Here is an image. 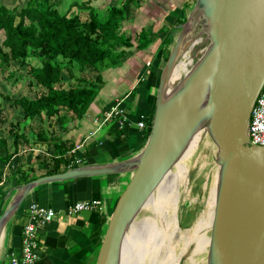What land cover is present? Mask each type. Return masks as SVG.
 Masks as SVG:
<instances>
[{
    "label": "water",
    "instance_id": "1",
    "mask_svg": "<svg viewBox=\"0 0 264 264\" xmlns=\"http://www.w3.org/2000/svg\"><path fill=\"white\" fill-rule=\"evenodd\" d=\"M176 30L145 146L122 160L79 165L16 186L0 215V239L37 186L129 173L95 263L122 264L137 216L194 138L204 134L217 147L218 165L206 264H264V145L251 144L249 134L264 87V0H196ZM183 60L191 63L175 77Z\"/></svg>",
    "mask_w": 264,
    "mask_h": 264
},
{
    "label": "crops",
    "instance_id": "2",
    "mask_svg": "<svg viewBox=\"0 0 264 264\" xmlns=\"http://www.w3.org/2000/svg\"><path fill=\"white\" fill-rule=\"evenodd\" d=\"M72 1L67 0L66 5ZM122 1L91 0L90 4L106 9ZM195 1L134 0L127 9L122 31L132 37L133 46L125 47V56L119 64L102 71L103 86L82 119L70 120L64 128L60 124L50 127L55 135L72 144L66 156L71 157L70 168L122 160L145 146L149 133L143 129L154 117L160 76L179 33L175 27L187 18ZM82 15L85 18L88 12ZM142 30L147 32L150 42L139 48L137 36ZM1 92L18 95L15 90ZM119 98H126L124 116L101 125L103 112ZM142 116L146 124L143 129L138 127ZM17 119L24 121L25 131L31 135L42 126L38 119L27 122L20 108L0 96V137L8 138V151H13V136H9L8 129L11 121ZM33 142L32 138L30 143H20L10 161L0 160V215L16 193L14 188L18 184L13 172L18 165L27 167L32 163L36 174L45 172V168H40L41 161L50 155L52 146ZM6 153L5 148H0V155ZM129 178V173L109 174L44 183L34 188L4 229L0 264H12V257L21 254L24 227L30 220L28 207L33 202L57 211L55 218L38 234L41 251L33 264H95L110 216ZM88 199L100 200L101 206L74 215L65 212L70 203Z\"/></svg>",
    "mask_w": 264,
    "mask_h": 264
},
{
    "label": "trees",
    "instance_id": "3",
    "mask_svg": "<svg viewBox=\"0 0 264 264\" xmlns=\"http://www.w3.org/2000/svg\"><path fill=\"white\" fill-rule=\"evenodd\" d=\"M90 2L73 0L67 6V0H25L21 6H8L0 0L2 77L13 85L27 79L28 86L38 90L33 96L1 91L0 96L20 108L27 122L38 119L42 124L31 135L25 131L23 120H12L8 131L13 136V151H8V138L0 137V148L7 150L0 160L10 161L20 143H30L33 138L35 144L52 146L42 175L72 166L71 157L66 158L72 144L50 127L60 124L64 128L70 120L82 119L103 86L102 71L119 64L125 47L133 46L132 37L122 31V23L134 0H123L106 9L95 8ZM85 11L88 15L84 18ZM137 38L139 48L150 42L145 30ZM88 70H92V76ZM35 171L32 163L18 165L13 176L21 185L42 176Z\"/></svg>",
    "mask_w": 264,
    "mask_h": 264
},
{
    "label": "rangeland",
    "instance_id": "4",
    "mask_svg": "<svg viewBox=\"0 0 264 264\" xmlns=\"http://www.w3.org/2000/svg\"><path fill=\"white\" fill-rule=\"evenodd\" d=\"M1 1L8 6L25 3V0ZM3 37L4 33L0 32V38ZM139 39L143 40L142 37ZM91 71L88 70V73ZM28 85L27 79L16 85L9 84L0 72V91L15 90L18 95H37L38 90ZM143 131L149 133L150 127ZM190 150L185 162L187 172L181 174L179 181L173 182L174 187L169 180L164 185L161 201L156 206L143 209L138 216L126 250L127 264H174V258L176 264H180L182 258V264H206L208 245L204 248L203 243L211 234V227H205L213 208L218 170L215 161L217 147L209 135L201 134ZM45 162L41 161L40 168L46 167Z\"/></svg>",
    "mask_w": 264,
    "mask_h": 264
},
{
    "label": "built area",
    "instance_id": "5",
    "mask_svg": "<svg viewBox=\"0 0 264 264\" xmlns=\"http://www.w3.org/2000/svg\"><path fill=\"white\" fill-rule=\"evenodd\" d=\"M125 99H117L114 104L103 112L101 125L124 116L123 103H125ZM120 123L122 124V121ZM145 125V119L142 116L138 121V127L143 129ZM249 134L251 144L264 145V87L252 110ZM99 206H101V201L98 199L78 200L70 203L66 207L65 212L68 215H74L96 209ZM28 214L30 220L24 227L21 254L12 257V264H33L39 258L41 250L38 234L41 229L55 218L57 211L52 207L42 206L33 202L28 207Z\"/></svg>",
    "mask_w": 264,
    "mask_h": 264
},
{
    "label": "bare ground",
    "instance_id": "6",
    "mask_svg": "<svg viewBox=\"0 0 264 264\" xmlns=\"http://www.w3.org/2000/svg\"><path fill=\"white\" fill-rule=\"evenodd\" d=\"M191 63L190 60H185V62H181L175 72V77L180 76L184 71H186V68L188 67V65ZM201 134H199L198 136H196V138H194V140L192 141V143L190 144L189 148L187 149V151L185 152V154L182 156V158L177 162V164L174 166V168L169 172V174H167V176L164 178V180L161 182V184L159 185V187L157 188V190L154 192V194L151 196V198L148 200L146 206L143 208H147V207H153L154 205L156 206L159 201H161V196L162 193L164 191V185L171 180V183L179 181L181 174H184L187 172V164L185 162H187V159L190 156L191 153V147H194V143L200 138ZM170 183V185H171ZM174 183H173V187H174ZM214 200H215V193H214ZM174 211H176V207L173 208ZM213 214H214V201H213V208H212V212L209 218V221L205 227V229H208L211 227L212 224V219H213ZM140 215V214H139ZM138 215V216H139ZM137 216V218H138ZM137 218L135 220V222L137 221ZM135 222L133 223V225L131 226V228L129 229V231L127 232L126 238H125V243H124V249H123V259H122V264H127L126 262V250L128 248V243L131 241V238L133 237V233L135 230ZM173 221L171 220V226H172ZM204 248L209 244V237H206L205 241H204ZM146 250V249H145ZM150 250V249H149ZM147 256V255H146ZM145 256V257H146ZM137 260V259H136ZM139 261V260H138ZM143 261V259H142ZM133 262V261H132ZM174 264H176V258H174Z\"/></svg>",
    "mask_w": 264,
    "mask_h": 264
}]
</instances>
